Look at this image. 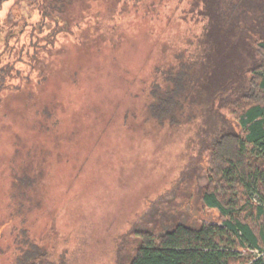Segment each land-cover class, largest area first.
<instances>
[{
  "label": "rangeland",
  "instance_id": "1",
  "mask_svg": "<svg viewBox=\"0 0 264 264\" xmlns=\"http://www.w3.org/2000/svg\"><path fill=\"white\" fill-rule=\"evenodd\" d=\"M27 2L5 0L0 10L7 24L16 5L34 28L17 27L12 40L35 45L19 63L30 77L0 106V264H20L26 240L48 252L42 264H118L135 253L134 227L163 203L219 221L181 181L207 126L161 125L148 112L156 68L203 31L204 21L183 18L188 0H72L43 29ZM39 163L38 184L16 198L15 172Z\"/></svg>",
  "mask_w": 264,
  "mask_h": 264
},
{
  "label": "trees",
  "instance_id": "2",
  "mask_svg": "<svg viewBox=\"0 0 264 264\" xmlns=\"http://www.w3.org/2000/svg\"><path fill=\"white\" fill-rule=\"evenodd\" d=\"M71 1L28 0L30 8L40 10L34 26L43 29L52 18L61 22L52 13L63 12L65 2ZM140 1L146 0L134 3ZM4 2L0 1V10ZM188 3V8H182L183 18L192 15L204 21L203 31L172 63L156 68L148 112L161 125H190L197 132L207 126V136L188 159L181 181L187 186L186 194L195 195L198 210L215 209L219 221L161 202L158 208L165 207L160 214L141 218L134 227L135 253L118 264H264V256L255 253L264 251V0ZM116 8H111L109 18H117ZM15 9L13 5L8 12L7 24L0 16V35L3 25L10 31L4 40L0 38V106L6 93L21 90L30 77L19 63L25 55L31 59L29 45L35 46L32 41L19 46L12 40L17 27L24 33L33 24ZM40 165L31 172L25 166L15 172L12 194L16 198L23 199L27 189L38 184ZM24 242L28 246L20 264H42L48 252L36 242Z\"/></svg>",
  "mask_w": 264,
  "mask_h": 264
},
{
  "label": "built area",
  "instance_id": "3",
  "mask_svg": "<svg viewBox=\"0 0 264 264\" xmlns=\"http://www.w3.org/2000/svg\"><path fill=\"white\" fill-rule=\"evenodd\" d=\"M257 252H259V250H256ZM259 254H264V251L263 252H259Z\"/></svg>",
  "mask_w": 264,
  "mask_h": 264
},
{
  "label": "water",
  "instance_id": "4",
  "mask_svg": "<svg viewBox=\"0 0 264 264\" xmlns=\"http://www.w3.org/2000/svg\"><path fill=\"white\" fill-rule=\"evenodd\" d=\"M1 1V0H0Z\"/></svg>",
  "mask_w": 264,
  "mask_h": 264
}]
</instances>
